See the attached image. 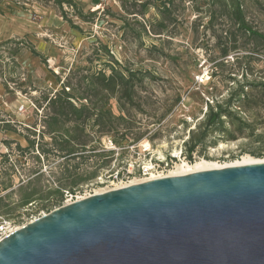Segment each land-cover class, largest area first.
I'll list each match as a JSON object with an SVG mask.
<instances>
[{
    "label": "rangeland",
    "instance_id": "obj_1",
    "mask_svg": "<svg viewBox=\"0 0 264 264\" xmlns=\"http://www.w3.org/2000/svg\"><path fill=\"white\" fill-rule=\"evenodd\" d=\"M72 1L80 16L52 0H0V224L21 227L61 206L68 188L54 203L58 185L89 173L95 177L73 194L106 189L111 173L170 159L171 171L182 161L264 160V40L232 17L239 4L246 24L264 35V0ZM120 66L133 80L103 106L109 92L91 89L89 76ZM241 87L253 97L233 107L240 120H226L227 132L209 134L189 161L186 142L207 103ZM62 88L76 106L110 109L111 127L100 131L93 115L78 122L83 128L59 124L48 133L49 101ZM125 92L133 104L119 103ZM65 129L78 141L81 129L89 134L85 148L70 142L72 157L59 150ZM104 150L114 157L109 166H101ZM31 192L34 200L21 205Z\"/></svg>",
    "mask_w": 264,
    "mask_h": 264
},
{
    "label": "water",
    "instance_id": "obj_2",
    "mask_svg": "<svg viewBox=\"0 0 264 264\" xmlns=\"http://www.w3.org/2000/svg\"><path fill=\"white\" fill-rule=\"evenodd\" d=\"M0 264H264V162L63 204L2 238Z\"/></svg>",
    "mask_w": 264,
    "mask_h": 264
},
{
    "label": "trees",
    "instance_id": "obj_3",
    "mask_svg": "<svg viewBox=\"0 0 264 264\" xmlns=\"http://www.w3.org/2000/svg\"><path fill=\"white\" fill-rule=\"evenodd\" d=\"M50 1V0H49ZM56 6H58L60 9H63V3L67 4V7L70 9H73L75 12L78 10V6L72 1V0H52ZM78 13V16H80L81 12ZM232 17L239 25V27L246 32H248L250 35L255 36L258 39L264 40V35L252 30L245 21L243 11L240 9V5L236 4L234 8H232ZM72 23L71 21H69ZM74 27V26H73ZM133 72L122 68L121 66L117 69L111 68L109 73L106 74V71L100 70L97 73L91 74L89 76V79L91 80L90 88L91 89H101L106 90L109 92V94H106L103 96V106H106L108 103V97H112V95L115 93V89L117 87H123L126 85L130 80H133ZM73 94H71L69 91H65L64 88L60 90V92L54 94V98L50 99V106L49 108L52 109L51 114L46 117L47 119V127H48V133L56 132L57 127L59 124L63 125H73L72 128L82 127L80 124L78 125V122L81 121H89L92 119L93 115H95V118L93 119L94 125L100 126V131L102 128L105 127H111L112 119L115 117L113 116L110 109H106L104 113H101V109L99 110L97 107L88 106L87 104H81V106H76L73 104ZM126 98V100L122 101L123 98ZM253 97L252 92L245 91L243 87L240 89H235L231 91L228 95V97L220 102L219 100H216L214 105L207 103V110L203 114L202 121L199 123L198 128L199 131L192 132L189 135L188 141L186 142V155L189 161H191L192 154L197 151L199 147L204 148L206 146V138L211 133H217L221 134L224 132H227V129L224 128L225 122H227L230 125H234V122H232V118L237 117V119L240 120L239 116H237L238 112L233 109V107H240V103H247L250 101V99ZM83 99H86L83 98ZM119 103L122 102V105L125 104H133L132 97L127 92H125L124 96L121 95L118 97ZM95 111H98L96 114ZM100 113V114H99ZM118 119L124 120L123 117H117ZM116 118V119H117ZM81 134L80 140H76L71 133L65 129L64 136L65 139H62L59 143V150L66 153V156L72 157V155L75 153L73 148L70 149L69 144L70 142L77 143L81 146V148H85V146L89 143V134H83V130ZM33 142L31 143V146L33 147ZM111 151H102L101 156L103 157L101 166H109L113 160V156ZM186 157V156H185ZM95 173L88 174L86 177L78 178V180L73 179L70 182L67 183V185H58V188L56 189V193L59 194V197L56 199L54 203L61 204L62 202V189L68 188L69 193H74L76 190L75 187H78L79 183L81 181H88L95 177ZM34 200L33 193H25L23 197L21 198V205H27L31 203ZM45 208H48L45 206Z\"/></svg>",
    "mask_w": 264,
    "mask_h": 264
},
{
    "label": "built area",
    "instance_id": "obj_4",
    "mask_svg": "<svg viewBox=\"0 0 264 264\" xmlns=\"http://www.w3.org/2000/svg\"><path fill=\"white\" fill-rule=\"evenodd\" d=\"M173 169L172 160L165 162L149 163L142 164L137 167V169L129 168L121 172L111 173L109 175V186L104 189V191L120 188L123 186H128L131 184V181L134 180V183L144 182L147 180L169 176V172ZM103 191V192H104ZM96 192H93L94 194ZM66 199L63 204H69L77 200H81L85 197H88L92 194L77 195L69 193L66 191ZM62 204V205H63ZM36 219V218H34ZM31 221V220H30ZM16 227H12L9 222H3L0 224V240L6 237L8 234L16 230Z\"/></svg>",
    "mask_w": 264,
    "mask_h": 264
},
{
    "label": "bare ground",
    "instance_id": "obj_5",
    "mask_svg": "<svg viewBox=\"0 0 264 264\" xmlns=\"http://www.w3.org/2000/svg\"><path fill=\"white\" fill-rule=\"evenodd\" d=\"M257 162H264V160L260 159H255L251 157H244L241 161H236L235 163L231 164H225V165H217L215 163H211L209 161L205 160H199L195 161L193 163H188L185 161H182L181 163L177 164L174 170L170 171L168 174L169 176L171 175H182V174H187L195 171H200V170H207V169H213V168H222V167H227V166H234V165H244V164H251V163H257ZM135 181L132 180L131 184H133ZM104 190L97 191L98 192H103ZM19 228V227H16Z\"/></svg>",
    "mask_w": 264,
    "mask_h": 264
}]
</instances>
